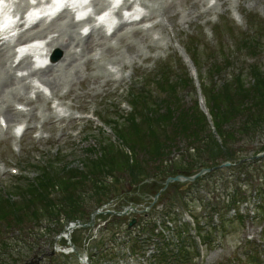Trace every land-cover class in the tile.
I'll list each match as a JSON object with an SVG mask.
<instances>
[{
  "label": "rangeland",
  "instance_id": "374dc122",
  "mask_svg": "<svg viewBox=\"0 0 264 264\" xmlns=\"http://www.w3.org/2000/svg\"><path fill=\"white\" fill-rule=\"evenodd\" d=\"M129 1L131 5L140 4L137 0ZM144 2L143 12L148 13L147 8L155 4L156 7L161 8L160 11L164 10V14L154 15L153 19L135 26L128 25V28L133 29L150 26L144 35L130 40L132 46L130 49L126 50L122 44H118L116 50L109 53L108 57H102V54L96 51L99 61L102 59L101 63L104 65L107 58L115 54L121 56V70L119 71V66H111L112 71H118L117 74L108 75L96 65L90 72L81 66L77 76L70 75V84L68 81L60 89L52 87L47 89L46 98L50 100L47 106L42 99H32L35 119L28 120L26 116L21 117L9 124V132L0 133V200H7L8 204H13L12 212L19 208L28 210V216L22 218V213L19 215V220L22 218V221L27 223L22 232L17 228L6 229L8 223L0 222V264H50L51 257H59L61 252H65L66 249L61 246V243L70 242V236L67 241L65 238L58 237L64 235L63 231L56 237L53 235L62 225H65L66 216L62 214L58 219L50 220L43 217L41 222H35L34 217L29 215L33 210L28 206L31 199L27 197L29 192L25 182H34L37 178V169H45L46 164H52L60 175H64L67 171L84 173L89 164L85 163L98 159L100 149L108 143L113 144L117 150H123L129 154L128 148L114 137L110 129H113L112 126L114 127L117 123L123 125L128 121L126 118L131 110L128 105V102L130 103L128 92L148 91L149 99H157L150 104L154 109L153 114L165 108L160 103V100L165 97L153 95L154 93L151 95L149 91L154 92V88L145 87L148 82L156 78L160 68H168L167 71L175 82L177 81L175 76L182 74L188 73V78H192L194 84L192 89L187 84L188 88L178 90L177 98L169 99L173 103L171 106L174 107V111L182 108L185 112L194 106L195 98L198 99V103L199 99L201 100L200 110L207 111L203 100L205 91L203 85H206L208 89L221 88L223 83L230 81L229 76H235L239 72L244 74L245 83H251L250 67L253 65L261 66V71L264 73L263 41L258 40L259 49L254 59H251L245 51L238 49L242 46L241 44L235 45L239 40L240 31L246 32L250 29L247 20L264 21V0H145ZM227 23H233L231 27L234 30L233 33L227 28ZM185 49H189L191 55L193 54L197 65L190 61ZM55 51L60 53L56 62L58 64L63 59V53L53 49L52 54ZM93 54L95 55V52ZM225 57L229 60L228 67L221 68L218 74L211 76L212 65L214 63L224 65ZM173 60L178 61L175 62L178 67L172 66L173 70H170ZM175 68L179 69V72ZM164 74L169 75L167 72ZM95 75H99L100 79L95 80ZM107 79H111L112 82L103 86V82ZM27 93L31 97L34 95V92L30 90ZM57 104L61 112L54 109ZM16 106L29 109V106L25 105L16 104ZM147 106L138 113L139 123L143 122V115L149 118L154 117L147 112ZM65 110H67L66 113L63 112ZM2 120L4 121V118L0 116V121ZM23 123L27 125V130L23 137L17 140L13 138L11 130ZM142 126L145 128L146 124ZM154 128L162 127L154 124ZM178 141L176 139L175 143ZM263 144L264 132L254 135L249 141L242 139L241 146L237 144L234 149L239 151L237 153L239 156L256 151ZM178 147V151L171 152L168 158H165V166L171 167L173 162L183 159L187 152L191 153L188 148L186 151L184 142ZM174 153L177 155L174 156ZM249 177V182L243 183L241 187L247 196L256 197L258 189H262L260 187L262 179H257L252 174ZM203 178L198 188L193 190L187 199L192 215L197 218L201 215L200 218L205 222L204 229H208L218 223L215 213H211L213 211L210 206L208 207L210 202L208 195L212 199L219 193L225 198L234 191L230 185H227V181L232 179L227 171L215 173V176L208 180L206 177ZM240 178L244 179L243 176ZM105 180L113 183L111 176H107ZM123 183L115 185L117 189L108 199H104L108 204H103L105 205L103 207L94 204V197L84 195L87 215H91L101 207L99 208L101 214L105 216H97L88 230H73L76 233L78 246L74 252L77 253L78 259L74 260L73 257L68 259L72 262L71 264H80L79 258L83 257L86 259L85 264L149 263L147 257L150 251L146 254L145 260L131 254L133 234H127L126 224L135 216L127 214L110 220L112 217L107 214L119 213L127 207L143 209L151 203L155 187L150 185L151 182L139 186ZM171 193L172 191L169 195ZM54 195L56 196V193ZM34 200H40L36 205H41L39 196ZM249 202L253 204L258 201L249 199ZM164 203L162 201V205ZM161 209L160 205H155L146 213L136 216L135 225L127 230L135 233L139 229L141 232L142 224L156 219ZM227 212L223 210L218 212L223 221L218 228H211L209 244L203 245L196 239L193 243L195 249L191 252L192 257L195 256L194 259L180 264H264V212L259 211L254 217L251 207L241 208V214L245 217L241 219L231 217V213L228 216ZM9 220L13 221L11 218ZM183 220L191 224L188 212L184 213ZM107 221L110 225L104 227ZM190 227L191 235L194 237L192 229L194 227L192 224ZM114 233H116L115 236ZM99 239L107 244L100 247Z\"/></svg>",
  "mask_w": 264,
  "mask_h": 264
},
{
  "label": "trees",
  "instance_id": "16d2710c",
  "mask_svg": "<svg viewBox=\"0 0 264 264\" xmlns=\"http://www.w3.org/2000/svg\"><path fill=\"white\" fill-rule=\"evenodd\" d=\"M247 23L250 28L249 31H246L247 33L240 32L239 40L235 45L241 44L242 46L238 49L245 51L251 59H254L255 53L259 49L258 40L264 42V22L261 19L258 21L252 19L247 20ZM226 26L231 33L234 32L231 28L233 27L232 24L227 23ZM191 59L195 64V59L193 57ZM223 61L224 65L223 63L212 65L210 68L211 76L218 74L221 68L228 67V58L225 57ZM167 69L160 68L156 78L147 83V85L155 86L156 91L160 93L158 95L165 97L160 100L165 108L157 110L153 114L154 109L151 108L150 104L157 99H149L148 93L144 91L131 92L129 97L132 112L126 118L127 123L123 125L117 123L114 127L112 126L113 129L111 130L114 136L128 148L130 155L123 150H117L113 144L108 143L107 146L100 149L98 159L85 163L89 164L84 173L67 171L64 175H60L55 171L52 164H46L44 165L45 169H37V178L35 177L34 182H25L29 192L27 197L31 199L28 206L33 210L29 215L34 217L35 222H41L43 217L48 220L58 219L62 214L69 221L86 220L85 194L95 198V205H100L104 199H108L114 193L117 189L115 185L120 182L134 185L147 177L163 179L176 174L187 176L191 175V171L197 165L215 167L224 161L236 162L240 157L237 155L239 151L234 147L237 144L240 145V141L244 138L249 141L254 135L263 134L264 73L261 71V66L253 65L250 67L251 83H245L244 74L239 72L235 76H229L230 81L223 83L221 88L208 89L206 85H203L205 103L215 129V135L220 142L209 130L207 120L198 110L196 102L186 112L182 108L174 111V107L171 106L173 103L170 100L173 97L174 99L177 98L178 90L186 89L187 84L190 88L193 87V82L186 74L175 76L177 79L175 82L171 79L172 76ZM169 69L173 70L172 66ZM163 70L170 76L164 74ZM146 105H148L146 107L147 112H150L154 117L149 118L147 115H143V122L139 123L138 113H141L140 110H143ZM144 123L146 124L145 128L142 126ZM154 124L162 128H154ZM176 139L179 140L177 143H175ZM182 142L187 147L195 146L196 154L194 156L188 155L178 164L174 163L170 168H165L163 166L164 159L173 150H177L178 145ZM258 151H264V145L259 147ZM255 165L256 162L243 164L240 169L253 173L251 170L249 171V167H253V170L256 171L258 168ZM217 172V170L213 171L208 177H213ZM107 176L113 178V184L104 182ZM201 181L202 179L197 180L191 187L199 185ZM170 191L172 193L169 195ZM166 192L167 194L163 195L161 200H165L166 203L171 201V204L166 211H163V217H168L174 204L180 203L183 199L181 192L175 186H171ZM37 196L42 201L40 206L36 205L40 200H34ZM258 198L261 199L258 212L262 213L264 212V191H259ZM246 200L248 197L240 193H235L223 200L219 199L213 206V213L221 210L224 212L227 208H232ZM1 202L0 222L8 223L6 227L17 228L22 232L24 225L27 224L22 221V218L28 216V210L19 208L12 212L13 204H8L7 200ZM21 213L22 218L19 220ZM9 218L13 219L14 222L10 221ZM145 228L150 236H154L152 225L146 224ZM173 233L172 241L175 240L177 244L164 240L162 235L157 237L156 253L152 256V264H180L190 260V250H193L191 238L184 236L185 232L181 229H176ZM196 233L203 244L208 242L210 236L208 233H204L200 229ZM72 242L76 244L73 237ZM69 258L60 255L52 258L50 264H68Z\"/></svg>",
  "mask_w": 264,
  "mask_h": 264
},
{
  "label": "bare ground",
  "instance_id": "6f19581e",
  "mask_svg": "<svg viewBox=\"0 0 264 264\" xmlns=\"http://www.w3.org/2000/svg\"><path fill=\"white\" fill-rule=\"evenodd\" d=\"M139 1V5H145V0ZM104 2V0H95L93 7L95 10H98L104 6ZM25 3L26 0L14 1V10L20 12L25 6ZM160 10V8L153 4L151 7H148L150 14H144L140 21L146 17L149 19L152 18V15L159 16L164 14V10ZM132 23L134 22L119 23L109 36L101 28H92L86 36L82 37L77 29L79 24L73 20L69 12H65L62 16L49 23L42 24V22H39L35 26L37 27L36 29L21 33L15 41H24L31 37L40 38L48 35L45 44L35 49V53L41 57L40 59L43 63L48 59L51 51L50 48H58L63 53V59L56 65L46 63L44 68L39 71H33L29 69V57L26 56L15 65L17 68L27 70L26 74L20 76H15L12 68L9 66L11 47L10 44L4 41L6 37L0 35V42L2 41V44H0V115L4 116L8 122H13L25 114H27L26 116L29 119L36 118L35 108L31 106L33 101L26 95V91L31 88V83H26V80L32 76L37 77L46 86L52 87L53 89H60L68 83L70 75L77 76L80 73L81 66L90 72L94 70V65H96L97 68H102L108 75L114 76L117 74L118 71H112L111 68L108 70L106 65L119 66L120 71L122 64L121 56L115 54L113 57L107 58L104 65L101 63L102 59L99 61V56L97 57L93 52L98 51L102 54V57H108L109 53L116 50L118 44H122L126 50L130 49L132 47L130 40L144 35L146 30L145 28L133 29L126 27ZM112 39L114 40L113 43L111 41ZM94 77L95 80L100 79L99 75H95ZM110 82H112L111 79L105 80L103 86ZM68 84H70V81ZM16 103H25L31 106L30 110L28 112L17 110L14 107ZM48 104V101H46L45 105ZM1 132L3 133L4 131L0 128Z\"/></svg>",
  "mask_w": 264,
  "mask_h": 264
},
{
  "label": "water",
  "instance_id": "95a60500",
  "mask_svg": "<svg viewBox=\"0 0 264 264\" xmlns=\"http://www.w3.org/2000/svg\"><path fill=\"white\" fill-rule=\"evenodd\" d=\"M224 166H228V164H224ZM208 172V170H200L197 174H195L192 177H183V176H175V177H168L164 182H163V188L159 191V193L156 195V197L153 199V201H155V199L157 198V196L160 194L161 191H163L167 185L171 182H187V183H191L193 182L196 178L200 177L201 175H203L204 173ZM134 223V221H132V223L129 224V226L131 227L132 224Z\"/></svg>",
  "mask_w": 264,
  "mask_h": 264
}]
</instances>
